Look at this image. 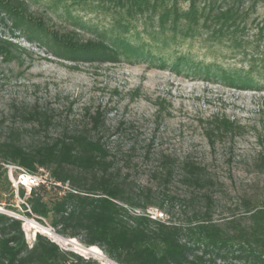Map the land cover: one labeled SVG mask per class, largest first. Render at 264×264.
I'll return each mask as SVG.
<instances>
[{"label": "rangeland", "instance_id": "374dc122", "mask_svg": "<svg viewBox=\"0 0 264 264\" xmlns=\"http://www.w3.org/2000/svg\"><path fill=\"white\" fill-rule=\"evenodd\" d=\"M244 2L251 10L247 30L217 40L209 39L211 31L202 27L191 36L168 31L153 37L149 31L154 26H146L147 16H139L126 35L146 52L143 57L121 55L118 60L73 56L77 45L102 42L111 47L118 30L108 11L70 7L68 12L64 3L54 0L30 1L31 11L46 25L41 33L46 36L32 40L0 14V36L20 47L11 62L0 56V138L15 128L23 143L33 146L42 135L56 137L65 125L69 129L83 125L89 113L99 110L104 115L105 141L116 154L115 176L126 181L136 197L142 189H150L152 197L165 199V210L150 207L147 213L182 222L211 197L217 220L243 215L245 199L264 203V165L257 164L258 154L264 152V70L243 74L262 64L264 0ZM179 5L187 9L189 1L179 0ZM228 73L245 75L259 87L232 84ZM21 102L53 109L56 121L47 134L14 114ZM222 119L233 123L232 130L217 132ZM187 161L200 166L198 183L185 180ZM19 167L4 164L3 170L15 191L9 201L23 213L22 186L15 183ZM35 174L46 179L51 195L59 190L52 189L48 170L40 168ZM66 185L61 183L62 190ZM18 215L29 243L40 232L63 249L111 264L100 247L93 250L80 238L52 237L25 223L27 218L54 230L47 220L42 224Z\"/></svg>", "mask_w": 264, "mask_h": 264}, {"label": "trees", "instance_id": "16d2710c", "mask_svg": "<svg viewBox=\"0 0 264 264\" xmlns=\"http://www.w3.org/2000/svg\"><path fill=\"white\" fill-rule=\"evenodd\" d=\"M30 1L33 0H0V14H4L2 20L9 19L15 29L32 40L46 36L41 35L46 25L31 11ZM188 1L187 9L180 7L179 0H54V3H64L68 12L70 7L105 10L115 19L118 32L112 37L111 47L99 42L92 47L77 45L73 50V56L90 60L97 55L106 60H118L121 55L143 57L146 52L143 45L134 44L126 35L139 16H147L146 26L155 27L157 20L158 29L153 27L149 31L153 37L168 31L191 36L202 27L211 31L209 39L217 40L247 30L251 10L244 0ZM16 47L20 48L0 36V56L5 62L17 57ZM260 60L261 66H253L243 74L264 70V54ZM245 75L228 73L226 79L242 87H259ZM14 114L25 118L26 123H33L39 133L43 130L47 134L56 121L53 109L38 103L21 102L15 105ZM104 126V115L97 110L89 113V120L83 125L74 129L65 125L56 137L42 135L33 146H26L18 129L10 128L8 136L0 138V205L5 211L24 214L42 224L47 220L60 235L80 238L88 247L98 246L119 264H264V203L245 199L243 215L220 221L214 216L210 197L204 208H195L182 222L153 217L147 210L150 207L165 210V199L152 197L150 189H142L136 197L126 181L115 176L116 154L105 141ZM216 128L217 132H226L232 130L233 123L222 119ZM257 159L259 166L264 165V152ZM4 164H15L32 173L46 169L53 182L67 184L66 188L62 190L60 185L52 184V189L59 190L51 195V189L40 185L27 194L22 186L19 189L24 199L22 213L9 201L8 196H14L15 191L3 170ZM185 168L188 171L185 180L198 183L200 166L187 161ZM23 222L0 210V264H102L61 248L40 232L29 243Z\"/></svg>", "mask_w": 264, "mask_h": 264}, {"label": "built area", "instance_id": "2783aa9c", "mask_svg": "<svg viewBox=\"0 0 264 264\" xmlns=\"http://www.w3.org/2000/svg\"><path fill=\"white\" fill-rule=\"evenodd\" d=\"M8 166L12 169L15 165L8 164ZM19 168L21 170V173L18 175L17 179L15 180L17 187L21 185L31 190L33 187H38L40 185L49 186L48 182L46 181V179L43 178V176L32 173L23 167H19ZM52 184L61 186L60 182L52 181Z\"/></svg>", "mask_w": 264, "mask_h": 264}, {"label": "bare ground", "instance_id": "6f19581e", "mask_svg": "<svg viewBox=\"0 0 264 264\" xmlns=\"http://www.w3.org/2000/svg\"><path fill=\"white\" fill-rule=\"evenodd\" d=\"M25 221H26L25 223L32 224L34 227L42 229V231L48 233L50 236L57 237V235L55 234L54 230L48 229V227L43 226V225H41V224H39V223H37V222H35L33 220H29L27 218H25ZM91 247H92L93 250H99L96 246H91Z\"/></svg>", "mask_w": 264, "mask_h": 264}, {"label": "water", "instance_id": "95a60500", "mask_svg": "<svg viewBox=\"0 0 264 264\" xmlns=\"http://www.w3.org/2000/svg\"><path fill=\"white\" fill-rule=\"evenodd\" d=\"M0 210H1V211H4V212H7V213H9V214L15 215V216H17V217L23 219L22 216H20V215H18V214H16V213L5 211V210H3L2 208H0ZM54 232H55L56 235L61 236V237H63V238H66V237L60 235L59 233H57L55 230H54ZM105 258L107 259L108 263H111V264H119L118 262H116L115 260H113L112 258H110V257H108V256H105Z\"/></svg>", "mask_w": 264, "mask_h": 264}]
</instances>
